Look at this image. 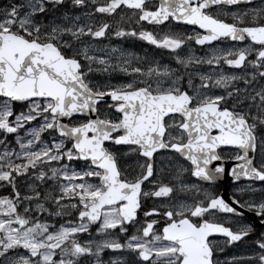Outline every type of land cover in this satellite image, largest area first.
Here are the masks:
<instances>
[{
    "label": "snow or ice",
    "instance_id": "snow-or-ice-1",
    "mask_svg": "<svg viewBox=\"0 0 264 264\" xmlns=\"http://www.w3.org/2000/svg\"><path fill=\"white\" fill-rule=\"evenodd\" d=\"M247 2L0 5V264H106L104 249L126 252L112 264H225L216 258L223 245L257 232L245 211L264 226V0L241 9ZM124 11L137 27L121 26ZM117 13L112 22L96 19ZM174 21L203 31L185 35L169 27ZM109 35L167 49L175 66L115 45L98 47V38ZM192 39L226 45L196 56ZM115 72L125 78H91ZM14 102L26 107L14 111ZM76 114L88 118L76 121ZM122 155L136 156L131 171L121 168ZM226 156L237 161L227 170L232 181H247L228 200L211 187L223 164L210 166ZM142 197L154 202L138 222ZM129 222L135 230L121 243L114 230L127 234ZM94 225L101 238H83ZM245 247L226 264H264V230Z\"/></svg>",
    "mask_w": 264,
    "mask_h": 264
},
{
    "label": "flooded vegetation",
    "instance_id": "flooded-vegetation-1",
    "mask_svg": "<svg viewBox=\"0 0 264 264\" xmlns=\"http://www.w3.org/2000/svg\"><path fill=\"white\" fill-rule=\"evenodd\" d=\"M5 2H6V0H0V5H2ZM149 2L150 3L154 2V0H149ZM260 3H261V0L250 2V3H242L240 5V8L243 9L245 7L258 6ZM225 10L232 11L233 9L231 8V6H228ZM101 16L103 17L104 20L112 22L113 19H118L120 17V13H117L115 18H110L108 16H103V15H101ZM123 17L124 18L122 20H120L121 26H125V25L131 23L133 25V27H137V25H135V23H134L135 17L131 16L130 11H124ZM139 27H144L146 30H150L153 32L161 31V29L158 28L157 26L148 24L146 22H140ZM169 27H171L174 31L183 32V33L185 32L186 29H190V30H194V31H201L200 29H198L196 27H192V26L185 25V24H182L179 22H175V21L172 22V25H170ZM137 30H138V28H137ZM103 39H105V38H103ZM122 39L126 40L127 42L134 41L137 44V47H136V49L130 48V50L138 53V55L146 56V55L150 54V55L158 58L160 63H169L172 66H175V61L173 59V55L170 53L169 50L157 48L156 46L151 45V44L147 43L146 41L139 39L138 37L125 36V37H122ZM191 42L193 43V46H197L194 39H192ZM225 45H226V42H224V41H221L220 43H217L214 41L210 45H207V46L206 45H198L197 47L199 48L198 50L200 51L201 54H205L207 49H210V48L215 47V46L224 47ZM186 53L187 52L184 50L183 47L179 50V54H181V55H184ZM223 70L227 71V72H236V73H239L241 71V69H236V68L228 66V65H223ZM244 70H251V69L249 68V69H244ZM101 107H107V105H101ZM86 118H88V117H80L77 119V121L84 120ZM212 131L214 133L216 130L213 129ZM113 150H116V149H113ZM120 150H121V153H123L125 151L123 148H120ZM218 151H221V152L228 151L230 155L236 154L234 149H224L223 147L218 149ZM135 161H136L135 155H127V156L122 155V156H120L121 168H124V166H129V171H131V167L135 165ZM217 163H222L225 171L220 175V177H218V179L216 180L214 185H212L211 187L218 194L222 195V197L224 199L228 200L229 197L231 196L232 192H233L234 187L238 186L239 184H244L247 181L242 180V181L234 182V181H232L231 177L229 176L227 170L230 169L234 163H237V161L229 159L226 156L222 161H213L210 166H215V164H217ZM165 175H168V173L165 172ZM185 182H193V181H185ZM256 183L259 184L258 181ZM203 187L207 188V187H209V185H207L205 183V184H203ZM177 195L183 196V193H178ZM141 201H142L143 207L138 212V217L141 218V221H138V222H142L143 211L146 210V208L148 206H151V204L154 202L153 198H150V197H142ZM155 202L156 203H164L165 201L163 199H160V200L155 201ZM244 216L248 222L253 223L254 228L257 229V232L253 233V234H249V236L247 237V240L244 241L243 243L236 242L234 245H223V251H221L220 254L219 253L216 254V257L220 255L221 256L220 261H224L225 264H226V258L227 257L241 254L243 248H247V247H245V245L249 244L251 241H253L256 238L258 231L264 230V226L257 225L248 216H246V215H244ZM153 218H156V217H153ZM95 227L96 226H91L89 228V233L84 234L83 238H90L92 236H95ZM126 228H127V234L119 233V232L117 233L118 239L121 243L125 239H127L128 235L133 234V232L135 230V225H133L131 222H129V225H127ZM89 234H92V235L90 236ZM211 238L215 239V240H221V241L223 239L222 237H220L218 235H214ZM114 251L119 252V253L124 252V250H114ZM110 252H111L110 249H104L103 252L101 253V259L103 261H105L106 264H109V262H110V259H111L110 258V256H111Z\"/></svg>",
    "mask_w": 264,
    "mask_h": 264
},
{
    "label": "rangeland",
    "instance_id": "rangeland-1",
    "mask_svg": "<svg viewBox=\"0 0 264 264\" xmlns=\"http://www.w3.org/2000/svg\"><path fill=\"white\" fill-rule=\"evenodd\" d=\"M96 19L97 20H101V19L104 20L103 17L101 15H99V14L96 16ZM192 32H194V30L186 29L185 32H184V34L185 35H190ZM187 43H188V48H190L191 51H192V53L194 55H196V56H204V55L208 54L210 52V49H211V48L210 49H207L206 52H205V54H201L200 51L198 50L199 48L197 46H193V43L191 41H189ZM104 45H108L109 48H111L112 45H115L116 47L121 48L122 50H126V51L132 52L134 55L135 54H138V53L130 50V48L131 49H136L137 44L134 41L127 42L126 40H123L122 37H114V36L109 35V36L105 37V39L98 40V47H100L101 49H103ZM215 47H219V46H215ZM188 48H184V50L187 52L188 51ZM146 56L149 57V58L157 59L159 61L158 58H156V57H154V56H152L150 54L149 55H146ZM202 70H207V68L204 67ZM110 75L113 77L112 81H109L108 80V77ZM91 78L93 80H96L98 82L103 83V82H118V81L124 79L125 77H124V74L119 73V72H115V73H104L103 75L97 74V73H93V75H92ZM24 107H26V105ZM23 108L20 109L19 111H22ZM77 119L78 118H75L74 120H77ZM25 127H28V125H26ZM20 134L23 135V130H21ZM44 136H45V134L42 133V138ZM117 149L121 153L120 148H117ZM73 163L75 164L76 167H81L82 166L81 162H79V161H74ZM117 233H118V229L117 230H114V233L113 234L118 239V234ZM90 238L100 239L101 237L98 234H95V236H92ZM247 251H248V248H243L242 253L243 252H247ZM219 254H220V252H219ZM110 255H111L110 256L111 259H110L109 264H112V259L113 258H116V257L123 256V257H125V259L128 258V256H127V254H126L125 251L123 253H119V252H116L114 250H111ZM216 258L219 259V260H221V256L220 255L217 256Z\"/></svg>",
    "mask_w": 264,
    "mask_h": 264
},
{
    "label": "water",
    "instance_id": "water-1",
    "mask_svg": "<svg viewBox=\"0 0 264 264\" xmlns=\"http://www.w3.org/2000/svg\"><path fill=\"white\" fill-rule=\"evenodd\" d=\"M253 1H256V0H248L247 3H250V2H253ZM109 98H105V100H108ZM17 103H22V102H17ZM99 103V102H98ZM76 115H80V114H76ZM74 115V116H76ZM65 122H69V121H65ZM242 180H245V178H240L239 181H242ZM222 196V195H221ZM244 215L248 216L251 220L254 221L255 224L259 225L258 221H255L254 220V214L253 213H250V212H247L245 211Z\"/></svg>",
    "mask_w": 264,
    "mask_h": 264
},
{
    "label": "trees",
    "instance_id": "trees-1",
    "mask_svg": "<svg viewBox=\"0 0 264 264\" xmlns=\"http://www.w3.org/2000/svg\"><path fill=\"white\" fill-rule=\"evenodd\" d=\"M16 109H18V108H16ZM8 139H9V141L11 142V141L14 140V136H12V135L10 134L9 137H8ZM2 194H5V192H4L3 188L0 187V195H2ZM65 219H69V218H68V217H65ZM57 222L59 223V218H57Z\"/></svg>",
    "mask_w": 264,
    "mask_h": 264
}]
</instances>
